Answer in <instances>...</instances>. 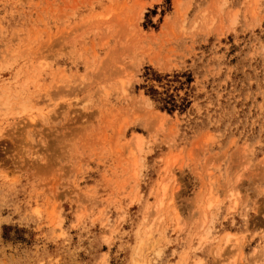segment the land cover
Here are the masks:
<instances>
[{"label": "rangeland", "instance_id": "1", "mask_svg": "<svg viewBox=\"0 0 264 264\" xmlns=\"http://www.w3.org/2000/svg\"><path fill=\"white\" fill-rule=\"evenodd\" d=\"M0 94V264H264V0H0Z\"/></svg>", "mask_w": 264, "mask_h": 264}, {"label": "bare ground", "instance_id": "2", "mask_svg": "<svg viewBox=\"0 0 264 264\" xmlns=\"http://www.w3.org/2000/svg\"><path fill=\"white\" fill-rule=\"evenodd\" d=\"M3 95V94H2ZM1 94H0V98H2L3 96H2ZM10 102H9V98L8 97H6L5 99H4V101H3V104L4 105H8ZM11 105V104H10ZM20 107H21V112H25V113H28L29 114V116L31 117V118H33L34 119V112H33V110H32V107L31 106H29L27 103H26V101H21L20 102ZM18 109V108H17ZM18 111V110H17ZM41 111V110H40ZM43 112V111H42ZM135 137V136H134ZM136 138H139V139H141V136L139 135V134H136ZM138 139V140H139ZM139 143V142H138ZM139 145V144H138ZM140 146V145H139ZM133 152V151H132ZM165 188V187H164ZM164 188H163V191H164ZM160 201V200H159ZM160 202H162V198H161V201ZM160 202L158 203V205L160 204ZM158 205H157V207H158ZM208 211V210H207ZM202 222V221H201ZM210 222V221H209ZM230 238H231V236H229ZM229 237H227L228 239H227V243H228V241H229ZM225 241H226V239H225ZM223 245H224V243H223ZM225 245H226V243H225ZM221 246V245H220ZM222 247V246H221ZM224 247V246H223ZM220 250H221V248H219Z\"/></svg>", "mask_w": 264, "mask_h": 264}]
</instances>
